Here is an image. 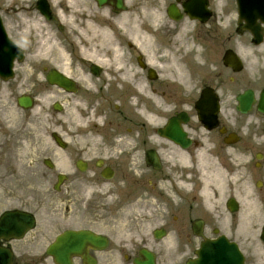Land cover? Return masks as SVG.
Here are the masks:
<instances>
[{
  "label": "rangeland",
  "instance_id": "obj_1",
  "mask_svg": "<svg viewBox=\"0 0 264 264\" xmlns=\"http://www.w3.org/2000/svg\"><path fill=\"white\" fill-rule=\"evenodd\" d=\"M148 1L157 9H161L165 19L168 21L169 27L178 29L179 26L186 21L189 22L192 41L194 45L200 49L198 61L202 64H194L195 60L193 53L186 57V60L195 66L194 70L196 71L194 84L191 86L192 89L187 93L184 90L185 88L180 84L178 86L173 82H168L167 84L162 83L160 78L161 71L158 66L156 64L150 65L143 51H141L133 41H128L125 35H120L117 28L112 35L110 34L113 40L121 44L127 65L136 72L135 76L137 78L140 77L149 89L156 88L159 92L163 91L164 94L170 92L177 96L175 97L177 100H173L169 103L171 111L165 114V116H169L178 111H185L191 118L188 126L193 131H196V112L193 103L204 85L214 86L221 95V110L225 118L229 121L228 123L233 129H238L239 132H243V136H250L246 134L247 130L256 132L257 137L253 138V142L257 144H255L252 151L263 148L264 114L249 112V114L241 115L234 109V96L236 93L246 88L257 91L264 84V47H252L247 41V35H237L235 33V0H209V8L214 12V16L206 24H199L197 21L190 20L187 17L179 20L170 18L166 13V7L169 3L175 2L174 0ZM141 3L142 0L132 1L127 11V13H130V18L135 16ZM177 6L179 5L177 4ZM131 24V21L124 23V25H126L124 27H126L127 30L129 28L131 31ZM73 29L74 28L69 27L63 34L57 33L62 42L59 43V45L56 44V48L51 47L54 56L53 62L57 65L62 62L60 49H62V45L63 47L66 46L68 56H70L71 60L70 74L71 76L78 77L80 85L86 88V86L89 85L86 83L87 81L83 76L84 74L82 75V72L76 67V64H78L76 56H80L78 50H80L81 46H84L89 50V53H94L97 56L93 57V61L99 62L98 55H102V48L98 40H100L102 36L100 34L95 40H85L82 38V40H76L75 42L71 40L74 42L73 45H71L68 37H71L70 33L74 31ZM107 29L112 32L110 27ZM74 39H77V37ZM128 43H130L131 46H128ZM35 47L34 50L36 49ZM228 47L237 50L243 59L244 68L239 73H232L228 68L222 66L219 60L224 49ZM62 50L66 52L65 49ZM105 54L106 57L104 59L110 60V52H106ZM138 55H140L142 60L155 71L157 79H149L147 72L139 67L136 60ZM26 62L29 63L31 61L26 60ZM101 64L103 71L100 74L98 83L104 82L105 84L99 95L91 88L81 90L82 87H80L76 96L66 95L56 86H43L42 88L43 82L41 81V76L38 74H30L28 73L29 70H19V76L22 80V92L35 94L36 97L41 100L37 102V106L32 111L22 114V133L17 132L15 134V129H12L13 131L11 132H13V135L18 139L16 143L17 146H11L9 140V145L0 150V205L16 204V202H9L13 200L9 198V196L12 195L10 189L13 190V194L15 195H35L38 197V207L35 208V212H37L36 214L40 220L38 226H42L44 220L53 216L52 213L59 210L57 205L58 199L61 198L56 197L57 193L53 191L52 184L55 181L56 173L64 172L65 161L59 163L57 158L60 155L62 157L69 156V153H71L72 156L73 151L71 148L74 146H86L85 156H88L86 154L89 153H92L89 154V156H98L101 154L111 156L114 162L118 164V176L128 174L134 178V182L138 186H145V194L135 196L134 198L129 197L130 199L127 200V202L130 200L128 203L129 206L124 204V207L120 208V210H127L129 207L132 212L131 217L135 218L137 222L136 226L139 227L156 226L161 221L162 215L160 214L166 208L169 211H175L176 207L181 203L182 196L188 195L190 191H194L201 186L202 177L208 180L209 189L215 192L214 197H211V201L214 204H217V201H222V199L226 197L224 194L229 193L227 191V185L231 188V194L236 193L242 197V199H250L248 193L250 190L255 189L253 181L256 178H260V175H253L250 169L247 168L244 171L243 168H241L239 173L242 176H234L229 179L230 181L224 178V188L226 191L221 193L222 187L219 184L221 178L218 177L216 180V177H214L215 173H217V166L220 164L217 163L216 158L211 157V159H209L206 174L202 175L200 170L197 169L199 164L197 163L196 156L193 155L192 149H189L186 153V161L190 166V170H186L183 168V164L180 161V152L175 151L173 147L164 143H160L159 145L150 143L146 139V134L150 132L148 133L146 127L137 121L138 118H132L134 110L128 101H137V99L134 98L133 92L131 94L130 86L119 82L116 74L106 73L104 63L102 62ZM105 65L108 66L107 63H105ZM82 71L86 72V68L83 67ZM47 87L48 89L45 90ZM162 96L161 98L166 102L167 97ZM76 101L83 104V108H75ZM53 102H59V104H61L62 110L60 112H55L51 109V104ZM137 103L138 106L143 105L139 101H137ZM115 106L118 107L115 108ZM146 109H150V107L146 106ZM77 117H79L81 121L86 119V128L83 129V124L76 122L78 121L76 119ZM97 120L99 121L96 124ZM101 122L103 127L100 126ZM10 123L12 122H7L8 126L6 130L12 127L9 125ZM95 124L96 126H94ZM13 125H15L14 122ZM53 129L63 138H66L65 140L69 142L70 148L61 150L54 144L49 135ZM119 130L122 133L130 134L129 144L131 148L135 150L133 156L125 152V148L122 146L117 144V146H115L113 144V142L116 143L115 138L117 137L115 136L120 133ZM112 134L114 136V141L110 139V135ZM148 148H155L158 152H161L159 155L161 157L162 166L161 170L158 172L144 165L143 151ZM235 153L234 151L232 154L226 156H231L234 162H238V160L233 157ZM47 157L50 158L55 165V168L52 170L46 168L42 163L43 158ZM134 161H136V163H134ZM118 179H120V177ZM118 179L116 178L114 182L110 183L112 185L107 188V190L114 191L110 194L113 199L119 194L118 189L122 191L124 188L123 182L118 181ZM149 180L151 182H149ZM180 183L186 187V190H189V193H187L185 189L180 190L178 188ZM151 187H154V189L152 190ZM95 188L94 186H87L89 191H87V193L84 192L85 195L83 193L82 198L85 197V200L86 198L89 200L91 194H97L98 192L96 191L91 193V190ZM150 190H152V193H149ZM141 191L143 193V190ZM258 193L264 196V188L258 191ZM60 195L64 196L63 189ZM120 195L121 193L119 196ZM188 197L189 196H185L186 199ZM132 202L134 205L136 204L134 209H132ZM30 205H32V203H30ZM33 205L35 204L33 203ZM61 210H63V208H61Z\"/></svg>",
  "mask_w": 264,
  "mask_h": 264
},
{
  "label": "flooded vegetation",
  "instance_id": "obj_2",
  "mask_svg": "<svg viewBox=\"0 0 264 264\" xmlns=\"http://www.w3.org/2000/svg\"><path fill=\"white\" fill-rule=\"evenodd\" d=\"M116 2L117 0H102L99 5L98 0H0V15L5 33L23 49L24 55L21 62L13 63L11 79L0 78V106H5L11 99L12 111L16 110L18 91L22 87L19 70H29V73L34 75L41 73L44 78L53 68L52 65L49 66L52 60L45 51L42 61L37 58L25 63L26 66L21 64L25 59H30L31 52L38 42L45 43L53 38L55 28L60 32L64 30L58 26L57 10L64 11L63 16L71 26L82 28L84 22H89L92 26L101 28L111 26L118 19L120 13L115 11ZM123 5L126 12V0H123ZM48 49L49 46L46 51ZM16 117V114H11L13 122H16ZM218 119V127L211 131L204 130L199 123L198 135L194 136L195 131L190 134L186 132L190 140L186 150L202 149L214 156H220L223 161L220 172L229 177L228 179L237 174V167H240L243 161L242 168H249L254 173L259 172L255 175L262 176L264 181V147L256 151L262 154L261 159L257 160L255 152L251 154V137L239 135L235 144L226 145L223 138L232 131L231 126L222 114H219ZM5 126L0 120V150L6 146L9 137L17 140L15 135L5 131ZM221 127L227 129L224 135L219 133ZM19 128L22 129L20 124ZM183 129L188 132L191 130L187 124L183 125ZM169 142L174 149L184 151L174 141ZM85 149L86 146H74L71 148L72 156L69 154L65 157L66 164H74L75 170L71 171L73 173H66L64 196H56L62 198V205L59 204V207H63L64 211L54 212L56 216L44 220L42 226H37L39 221L36 219L37 212L35 213L38 197L15 195L10 189L12 195L9 198L17 204L9 207L0 205V226L4 225V235L0 237V264H144L149 260L153 264H189L197 256V251L205 240H214L220 235H224L228 242L237 244L242 264H264V210H258V207L262 206L264 196L256 194L249 196L250 199L241 197L236 213L227 209L226 202L229 197L217 205L205 208L196 203L195 195H190L188 199L182 196L175 211H169L167 208L162 211L161 227L158 231H162L163 236L158 238L155 235L157 229L136 226L137 223L131 217L132 212L118 210L121 201L115 202L108 195L113 192L107 190L108 185L119 174L118 164L108 155L89 156L92 154L89 153L85 156ZM232 150L237 152L235 158L238 162L226 157ZM249 150L250 157L245 158ZM79 159L85 166V171L81 172L76 167ZM103 172L111 173L112 177L103 178ZM261 178L258 180L262 181ZM119 180L123 182L125 190L122 192V201L126 200L128 194L140 188L135 185L134 178L130 175H122ZM88 183L93 184L98 192L101 191L91 197L89 204L82 201V187ZM108 198L111 199L110 202H107ZM13 210L31 213L35 218L34 227L24 230L20 237H13V234L17 233L13 226L23 227L25 222L14 218L3 219L7 211ZM58 214L62 216H57ZM82 231L103 236L106 242H88L81 236L76 237L73 242L69 234L63 250L48 252L58 235ZM75 244L78 245L76 252L72 250Z\"/></svg>",
  "mask_w": 264,
  "mask_h": 264
},
{
  "label": "bare ground",
  "instance_id": "obj_3",
  "mask_svg": "<svg viewBox=\"0 0 264 264\" xmlns=\"http://www.w3.org/2000/svg\"><path fill=\"white\" fill-rule=\"evenodd\" d=\"M127 1L132 3L133 0ZM129 21L132 22L130 26L131 31L129 28L127 30V28L124 27L126 26L124 23ZM116 22L118 26V33L120 35H125L128 41H133L135 45L146 55L150 65L156 64L158 66L161 71L160 78L162 83L167 84L168 82H173L178 86L180 84L183 88H185L184 90L187 93L190 92L192 89L191 86L194 84L196 71L194 70L195 66L189 63L188 60H186V57L193 53L195 60L194 64L202 63L198 61L200 49L197 48L192 41L189 22L186 21L184 24L180 25L178 29L169 27L168 21L165 19L161 9H157L148 0H142V3L134 17L130 18V13H123L118 17ZM77 30L80 34L78 36L80 40H95V38L97 39V37L101 34L102 37L98 40V43L102 48V55H98L99 63H104L106 73L116 74L119 82L128 84L130 86L131 94L133 92L134 98L143 104L138 106L136 100L128 101L134 110L132 118H138L137 121L140 124L144 123L146 129L150 132H148L149 134H146L147 140L150 143L158 145L160 143H164L165 141L160 140L154 134V130L162 125L163 116L171 111L169 103L173 100H177L175 98L177 96L170 92L164 94L163 91L159 92L156 88L149 89L140 77L137 78L135 76L136 72L127 65V61L125 60L122 52L121 44L112 39L113 37L110 36L111 33L108 34L105 27H94L91 23L84 22L82 28L77 27ZM43 45V42H40L41 49L43 48ZM88 51L89 50H87L86 47L81 46L80 53L82 56H96L94 53H89ZM60 52L62 62L57 65L59 68L58 70L65 75H70L67 66V56L62 50H60ZM106 52H110V60L104 59L106 57ZM39 53L41 54V50ZM105 63H107L108 66H106ZM87 78L89 79L88 75ZM162 95L167 97L166 102H164L161 98ZM82 105L83 104L79 101H76L75 108H83ZM146 106H149L150 109H146ZM76 119L78 120L76 121L77 123L83 124V129L87 127L86 119L82 121L79 117ZM98 121L99 120L96 121V124ZM96 124L94 126H96ZM100 126L103 127L101 124ZM116 137L115 146H122L125 148V152L130 153L133 156L135 152H132L133 148H131V145L129 144L131 137L130 134L119 133ZM197 153L199 158V169L204 175L209 165V160L205 157L201 150H198ZM179 154L180 161L185 165V155L183 153ZM57 161H59V163L63 162L61 155L57 158ZM134 163H136V161H134ZM218 176V173H215L214 177H216V180ZM181 185L182 184H180L179 188H183ZM200 193L204 196L205 200L208 199V182L206 179L202 180Z\"/></svg>",
  "mask_w": 264,
  "mask_h": 264
},
{
  "label": "water",
  "instance_id": "obj_4",
  "mask_svg": "<svg viewBox=\"0 0 264 264\" xmlns=\"http://www.w3.org/2000/svg\"><path fill=\"white\" fill-rule=\"evenodd\" d=\"M120 1V0H119ZM237 9H238V27L237 32L241 33L243 29H248L253 35V41L255 43L259 42L264 33V28H261L256 20H260L264 23V0H236ZM207 0H188L183 4L184 11L190 17L199 18L201 22L205 21L209 15L210 11L207 10ZM168 13L171 17L177 19L181 15L178 13L174 4H171L168 7ZM246 21L245 25L241 24L242 20ZM12 45L8 42L4 37V32L0 23V75L5 76L6 71L9 70L11 61L13 57L16 55L15 52H12ZM4 49H7V52H3ZM223 62L225 65H229L232 67L234 71H238L241 69L240 63H238L233 55V52L227 50L223 56ZM155 75L152 71H149V77L153 78ZM47 80L51 84H56L59 87L65 89L66 91H75L74 83L65 77L63 74L57 72L56 70H52L47 75ZM238 106L237 109L241 112H247L251 109V104L254 102L253 94L251 91H246L243 94L237 97ZM18 103L23 108H28L31 106L32 101L28 96H21L18 98ZM195 107L198 112L199 119L203 122V124L207 128H212L216 125V114L218 111V103L217 97L211 93L210 88H205L201 91L200 98L196 102ZM53 108L55 110H60L61 107L58 104H54ZM257 108L260 111L264 112V88L262 89L259 95V101L257 104ZM182 121H186V115L181 113L178 115ZM178 118H172L169 120V123L165 130L161 132L173 138L175 140L180 141L184 144L183 141V133L178 129ZM55 141L59 144V146L64 147L65 145L59 140V138L54 137ZM45 164L51 167V164L46 161ZM146 164L152 165L154 168H159V162L153 151L146 152ZM63 176H58V182L54 186L55 189L58 188L59 184L62 182ZM3 234V231L0 230V235ZM84 238L88 240L94 241L95 239L90 237L91 235L82 234ZM64 236H61L57 243L63 242ZM211 247L209 250L201 251L198 261L194 262V264H239V258L237 256L236 249L234 247L225 249V253L221 248V253L219 257H217L214 253H218L217 249H213L214 242H210ZM209 244V242H208ZM209 246H207L208 248ZM228 251H232V255ZM220 259L221 261H217Z\"/></svg>",
  "mask_w": 264,
  "mask_h": 264
}]
</instances>
